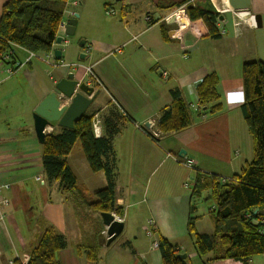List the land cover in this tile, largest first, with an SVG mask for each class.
Wrapping results in <instances>:
<instances>
[{
  "label": "crops",
  "instance_id": "0c3cea01",
  "mask_svg": "<svg viewBox=\"0 0 264 264\" xmlns=\"http://www.w3.org/2000/svg\"><path fill=\"white\" fill-rule=\"evenodd\" d=\"M7 1L0 0V17ZM76 1L60 4L61 23L78 14L74 34L66 35L63 29L59 32L63 41L53 45L52 53L62 50L61 59L52 56L45 62L42 55L30 57L29 51L16 46L10 59L16 68L13 74L7 71L10 64L0 61V184L9 185L3 191L9 203L0 209V264H26L47 227L66 240V247L56 253L60 264H162L159 249H150L152 239L161 238L186 253L189 264H244L231 258L215 260L211 253L196 251L188 224L195 218L199 233L212 234L213 217L203 204L210 191L192 196L189 181L195 171L174 157L185 150L197 171L217 178H230L252 160L254 140L241 110L242 66L264 62V0H251L250 5L252 14L261 16L260 26L247 27L236 37L227 21L225 33L218 38L196 35L186 8L168 6L163 3L166 0ZM105 5L116 13L105 14ZM147 15L152 21L145 19ZM74 63L80 67L69 65ZM86 66H92L101 81L86 114L97 112L103 117L116 102L132 119L121 121L112 140L114 152L109 159L115 209L121 214L112 212L124 228L107 247L98 244L104 232L99 213L76 205L57 181L46 179L43 146L33 128L37 104L70 71L87 83ZM163 71L168 72L167 78ZM209 74L216 76L223 105L212 115L199 109L196 97L197 86ZM174 88H179L188 106L191 123L155 141L139 125L158 119L171 104ZM61 130L56 124L48 128L56 134ZM66 160L86 196L93 198L105 187L103 171L90 169L81 143L72 146ZM206 222L208 229L203 227ZM147 228L153 238L147 236ZM97 244L99 259L94 263L88 255ZM246 264H264V253L252 256Z\"/></svg>",
  "mask_w": 264,
  "mask_h": 264
},
{
  "label": "trees",
  "instance_id": "16d2710c",
  "mask_svg": "<svg viewBox=\"0 0 264 264\" xmlns=\"http://www.w3.org/2000/svg\"><path fill=\"white\" fill-rule=\"evenodd\" d=\"M64 2L65 0H8L0 17V60L1 54L6 53L11 44L38 55L52 52L64 13L60 4ZM183 5L179 0L168 4L172 7ZM186 13L196 35L211 38L221 36L217 14L198 8H186ZM14 48L12 47L11 58L14 56ZM5 62L10 64V60ZM242 78L244 102L241 110L254 140L253 158L239 173L225 182L216 176H208L197 170L194 172L190 181L191 195L199 197L204 190L210 191L207 200L213 205L210 213L214 230L210 235L199 233L195 228V218H192L188 231L194 238L199 255L211 253L215 260L231 258L246 264L252 256L264 253V222H261L264 217V62L258 60L243 63ZM216 82V76L209 74L196 88L199 109L206 115L215 114L223 108ZM170 94L171 104L155 120L157 128L163 134L179 131L191 123L188 106L179 88L171 89ZM110 107L103 117L99 115L101 127L104 128V134L102 132L100 136H95L92 132L91 121L95 112L77 119L72 129L62 128L57 134L46 135L42 144V167L46 179L49 182L57 181L60 189L76 205L85 206L97 213L115 211L121 214L118 208L115 209L114 172L109 157L113 155L112 140L121 129V121L124 118L132 119L116 102ZM140 126L143 128V125ZM78 140L90 169L93 172L103 171L106 178L105 187L97 190L93 198L86 196L78 186L77 178L66 160ZM66 244L62 235L52 227H47L31 250L26 264H60L56 253L64 249ZM98 244L91 248L88 255V260L94 263L99 259ZM158 249L162 264H189L178 257L182 253L178 247L164 238L158 240Z\"/></svg>",
  "mask_w": 264,
  "mask_h": 264
},
{
  "label": "water",
  "instance_id": "95a60500",
  "mask_svg": "<svg viewBox=\"0 0 264 264\" xmlns=\"http://www.w3.org/2000/svg\"><path fill=\"white\" fill-rule=\"evenodd\" d=\"M183 2L185 8H198L207 13L217 14L218 20H223L224 15L216 7L212 0H179ZM234 15L241 17L242 13L245 18L253 17L256 26H260L261 16L252 14L250 10L251 0H227ZM78 14L69 17L63 24L64 34L73 35ZM63 41V36L58 35L55 38L56 44ZM84 40L81 41V44ZM53 56L59 60L62 56L61 49H54ZM80 58H84L81 54ZM99 94V90L88 85L84 81L76 78L74 71L68 72L64 77L60 78L54 85L52 91L43 98L32 112L33 128L35 136L39 143L43 144L46 135L50 132L48 128L56 124L60 128L72 129L74 122L86 114L94 99ZM69 99L68 104L61 105L62 101ZM148 126V123L144 124ZM185 155V150H181L180 154ZM104 232L98 239L101 246H109L123 231L124 223L117 218L113 212L99 213ZM178 257L186 259V253H180Z\"/></svg>",
  "mask_w": 264,
  "mask_h": 264
},
{
  "label": "built area",
  "instance_id": "2783aa9c",
  "mask_svg": "<svg viewBox=\"0 0 264 264\" xmlns=\"http://www.w3.org/2000/svg\"><path fill=\"white\" fill-rule=\"evenodd\" d=\"M72 4H76L77 1L76 0H71ZM181 9L184 10L185 9V5L181 6ZM228 12L231 13V26L233 28V32L234 35L236 37H240L243 33V31L247 28V27H253L255 26V21L253 19V17H249L246 18L245 20H243L242 18L236 16L233 14L232 10H229ZM104 13L107 15H114L116 13V10L111 7V6H104ZM222 13V12H221ZM145 19L147 21L150 20V16H146ZM227 20L224 18L223 20H218V24L220 23V27H218L219 29V33L222 35L225 33V29H224V25L226 24ZM63 30V24H60L59 27V32H61ZM12 47H16L15 45L11 44L10 48L7 50L6 53L1 54V60L0 61H9L11 58V54L13 52ZM42 55V59L45 62H49V59L52 58L53 53L52 52H48L45 54H41ZM32 56H39L38 54H33L30 53V57ZM70 66L76 67V63L74 64H69ZM7 71L9 74H13L15 71V67L12 66V64H10L7 68ZM85 73L87 74L88 77V81L87 84L90 86H100L101 85V81L100 79L97 77L96 73H94L91 69L90 66L85 68ZM163 76L165 78L168 77V72L167 71H163L162 72ZM190 105V104H189ZM192 106V105H191ZM148 126L143 125V128L140 126V128L142 130H144V132L148 133V136H150L153 140L157 141L158 139H160L163 136V133L157 128L156 126V122L155 120H148ZM92 132L95 136H100L102 133V127H101V119L99 117L98 113H95L92 117ZM146 133V134H147ZM175 160L182 164L183 166L196 171V163L194 161V159L187 157L185 155H179L174 157ZM38 179V178H37ZM193 179V178H192ZM190 179V181L192 180ZM228 178H223L221 179L222 182L227 181ZM40 180V179H38ZM43 183V180H40ZM189 181V182H190ZM189 182H185L184 186L188 187L189 186ZM9 185L8 184H0V209L2 206L7 205L9 203V199L3 194V191L5 189H8ZM247 217L249 216V214L246 215ZM117 218L120 220V218L117 216ZM261 222H264V217L262 218ZM146 233L147 236L150 238H153V231L150 228L146 229ZM158 248V240L156 239H152V243L150 245V249H156Z\"/></svg>",
  "mask_w": 264,
  "mask_h": 264
},
{
  "label": "rangeland",
  "instance_id": "374dc122",
  "mask_svg": "<svg viewBox=\"0 0 264 264\" xmlns=\"http://www.w3.org/2000/svg\"><path fill=\"white\" fill-rule=\"evenodd\" d=\"M162 1H164V0H162ZM175 1V0H174ZM173 2V0H166V1H164L163 3L164 4H170V3H172ZM214 4L216 5V7L222 12L221 14L222 15H224V18L229 22H231V13L230 12H228L229 10H228V8H227V5H226V1L225 0H214ZM148 16V15H147ZM146 17V16H145ZM219 27H220V23H219ZM111 105H109L108 106V108H107V111L108 110H110V107ZM76 144L78 145H80V142L79 141H77L76 142ZM245 141H244V147H245ZM246 151V150H245ZM220 179H223V178H220ZM204 206H205V208L207 209L206 211L207 212H210L211 210H208V209H210L211 207H212V203L209 201V200H206V201H204ZM205 221H207V220H205ZM203 227L205 228V229H208L209 227H210V224L209 223H203Z\"/></svg>",
  "mask_w": 264,
  "mask_h": 264
},
{
  "label": "flooded vegetation",
  "instance_id": "af4514ba",
  "mask_svg": "<svg viewBox=\"0 0 264 264\" xmlns=\"http://www.w3.org/2000/svg\"><path fill=\"white\" fill-rule=\"evenodd\" d=\"M79 67H80V64H79V63H76V67H74V68L77 69V68H79ZM86 67H88V66H86ZM86 67H85V68H86ZM90 67H91L92 71L94 72L93 67H92V66H90ZM94 73H95V72H94ZM88 80H89V79H88ZM88 80H87V81H88ZM93 87H94V89L98 90L97 86H93Z\"/></svg>",
  "mask_w": 264,
  "mask_h": 264
},
{
  "label": "bare ground",
  "instance_id": "6f19581e",
  "mask_svg": "<svg viewBox=\"0 0 264 264\" xmlns=\"http://www.w3.org/2000/svg\"><path fill=\"white\" fill-rule=\"evenodd\" d=\"M213 2H214V0H212ZM226 1V5H227V8H228V10H231V8H230V6L228 5V3H227V0H225ZM240 18H245V15L242 13V15H241V17ZM245 20V19H244Z\"/></svg>",
  "mask_w": 264,
  "mask_h": 264
},
{
  "label": "clouds",
  "instance_id": "9594fccd",
  "mask_svg": "<svg viewBox=\"0 0 264 264\" xmlns=\"http://www.w3.org/2000/svg\"><path fill=\"white\" fill-rule=\"evenodd\" d=\"M58 35H59V33H58Z\"/></svg>",
  "mask_w": 264,
  "mask_h": 264
}]
</instances>
